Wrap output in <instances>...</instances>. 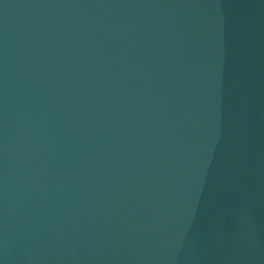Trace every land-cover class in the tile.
Segmentation results:
<instances>
[{
	"label": "water",
	"instance_id": "water-1",
	"mask_svg": "<svg viewBox=\"0 0 264 264\" xmlns=\"http://www.w3.org/2000/svg\"><path fill=\"white\" fill-rule=\"evenodd\" d=\"M0 264H264V0H0Z\"/></svg>",
	"mask_w": 264,
	"mask_h": 264
}]
</instances>
